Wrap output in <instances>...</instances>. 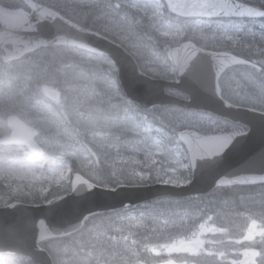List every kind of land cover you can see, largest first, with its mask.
<instances>
[{"label": "clouds", "instance_id": "obj_1", "mask_svg": "<svg viewBox=\"0 0 264 264\" xmlns=\"http://www.w3.org/2000/svg\"><path fill=\"white\" fill-rule=\"evenodd\" d=\"M25 2L30 9L25 13V20L34 16L37 24L47 21L54 25V32L50 38L6 40L5 44H11L13 51L4 47L0 57L11 58L20 51L21 44L25 51L40 46L70 47L73 51L88 48L97 56L89 58L87 67L76 61L71 65L61 64L53 69L48 80L36 87V94L59 117L63 129L54 127L48 120L29 118L10 110L0 114V192L6 194L8 206L51 203L67 191L85 192L106 187L109 183L185 187L192 182L197 162L219 156L237 136L245 135L240 124L211 113L185 109L176 103L141 107L122 91L117 63L107 52L87 43V35H96L118 47L136 73L149 81L180 84L182 78H193L195 66L203 73L195 82L221 101L225 108L264 116V0H119L103 5L102 17L94 15L91 19L88 13L66 5L63 0ZM33 39L35 43H30ZM101 65L107 66L106 72L98 76ZM68 67L78 71L69 74L65 71ZM48 83L57 88L62 105L48 101L40 93V88ZM97 83L102 85V92L97 95L123 104L128 117L126 124H113L104 130L72 119L78 115L79 108L93 107L82 104L79 93ZM163 92L174 101L191 102V95L181 90L166 87ZM14 117L27 123L29 132L26 136H15ZM46 134L64 135L68 143L58 141L53 149ZM209 142L220 144L221 149L209 154L206 147ZM57 155L60 159L53 163V157ZM259 155L264 156V149ZM101 157L107 166L100 164ZM116 159L123 163L115 165ZM156 159L165 161L166 168L156 171L152 167ZM235 186L259 193L262 198L258 217L257 210L252 208L245 207L238 212L244 221L239 225L241 240L249 234V222L255 225L259 238L264 240V169L221 176L210 194ZM173 199L176 198L159 197L157 202ZM191 199L186 197L179 202ZM126 209L127 205L121 211ZM185 215L188 221L171 222L187 225L186 230L172 235V244L203 243L199 238L205 232L225 234L229 231L214 223L211 210L193 208L191 214ZM88 220L89 216H84L65 233L72 235L86 229L81 231L82 236L86 235L91 232L85 224ZM41 223L46 233L43 236L39 233L38 241H54L58 229L49 228L43 220L39 221V226ZM169 223L165 220L158 226L166 228ZM6 245L11 246L10 251L5 252L9 258L0 260V264H43L39 257L41 252L48 264H144L145 258L148 264H222L215 259H203L202 253L194 259L165 256L167 243L144 245L143 255H138L128 245L124 246L126 251L102 255L94 246L77 238L65 245L38 242L30 252L17 255L18 247L27 248V242L17 235L0 233V249ZM149 246L159 248L160 255L152 257ZM254 264H264V244L259 247Z\"/></svg>", "mask_w": 264, "mask_h": 264}, {"label": "water", "instance_id": "obj_2", "mask_svg": "<svg viewBox=\"0 0 264 264\" xmlns=\"http://www.w3.org/2000/svg\"><path fill=\"white\" fill-rule=\"evenodd\" d=\"M23 1L26 4L25 0ZM25 13L20 9H9L0 5V46H3L0 47V52L4 47L13 51L12 45L5 44V41L14 37L50 38L53 34V24L47 21L37 24L34 16L26 21ZM85 39L94 48L107 52L117 63L122 91L141 107L176 103L185 109L211 113L226 121L240 124L247 130L245 135L237 136L219 156L197 162L192 182L185 187L162 184L118 186L114 189L96 187L85 192L70 191L51 203L13 204L0 207V233L17 235L27 242V248L18 247L17 255L30 252L38 242H42L38 241V234L41 233L40 220H43L49 228L58 229L55 237L60 238L67 236L65 230L71 229L73 224L78 223L86 215L115 211L124 208L125 205L130 207L159 196L185 197L206 194L214 189L215 181L221 176L236 171L259 172L264 169V156L259 155L261 149H264V116L241 109L225 108L221 101L214 95L203 91L195 82L197 78H202L201 70L194 66L193 78H182L180 84L169 85L162 81H149L136 73L129 59L115 45L96 35H87ZM30 43H35V40L33 39ZM36 48L39 47L25 51L21 44L19 45L20 51H16L15 55L7 60L0 57V60L7 63ZM78 50L97 55L88 48ZM166 87L189 93L191 102L174 101L171 97L164 95L163 90ZM12 127L17 138L26 136L29 132L28 125L18 117L13 118ZM10 248V245H6L0 249V254L10 251ZM242 255L256 257L258 251L245 249ZM39 257L43 264H48L43 252L39 254Z\"/></svg>", "mask_w": 264, "mask_h": 264}, {"label": "rangeland", "instance_id": "obj_3", "mask_svg": "<svg viewBox=\"0 0 264 264\" xmlns=\"http://www.w3.org/2000/svg\"><path fill=\"white\" fill-rule=\"evenodd\" d=\"M40 1L41 0H37V2ZM15 2L16 0H0L1 4ZM117 2H119V0H63V3H65L66 5L75 7L78 10L88 13L90 19L93 18L94 15L102 17V6L106 3L114 4ZM71 53L74 58L71 60V62H69L68 65H71L73 61H76L87 67L89 58L97 56L86 54L77 50L73 51L72 49ZM106 68V65H101L97 70V75L102 76L103 74H105ZM66 71L69 74H73L75 71H78V69L68 67ZM100 92H102V85L98 83L94 86H89L83 89L79 93L81 103L84 105H92L93 107L79 108L78 115L73 116L72 119H80L86 122L89 126L98 127L104 130H107L113 124H126L128 122V117L124 112L123 104L108 101L105 96L97 95V93ZM40 93L44 97H47L48 101L50 102L60 103L61 105L63 104L62 99L58 96L57 88L53 87L51 83L44 84L40 88ZM35 95H25L21 93L10 92L9 89L0 86V114H2L5 110H10L20 115L23 114L24 116H27L29 118L48 120L49 123L54 127L58 126L63 129L64 125L60 122V119L55 114V112L50 111L49 105L41 101L40 95H37L38 97H36ZM68 131L71 132V129H68ZM46 139L53 149L56 148L58 141L65 144L68 143L67 137L64 135L55 136L46 134ZM76 147H79V145H76ZM62 150L63 149H59V151ZM59 159L60 157L58 155L54 156L53 163L58 162ZM142 159L143 157H141V160ZM114 163L115 165L120 166L123 161L120 159H116ZM100 164L102 166H107L105 165L103 157H101L100 159ZM152 167L156 171H161L162 169L166 168V162L162 159H156L153 161ZM213 197L214 195L211 197L206 196V198H208L207 202L210 200V198ZM261 199V196H255L252 199V201H254L253 203L248 202L246 204H242V207L255 209L257 210L256 215H258ZM202 208L205 207L195 209L201 210ZM192 211L193 209H179L171 211L169 209L158 208V205L156 203H142L128 208L123 212L120 210L97 218L96 221H92L91 224L88 223L86 225L87 228H91V232H87L86 235L82 236L81 231H86V229L78 231L77 234L71 237L70 242L78 238L89 243L90 247L94 246L96 251L102 255H107V253L113 251H126V249L124 248L125 245H128L131 248L135 249L136 253L140 255L141 252L139 246L143 247L144 245L153 244L164 245L165 243H167L168 246L164 247L165 256L173 257V254H180V257H182L185 254L191 256V253H193L194 255L200 257L202 253L203 259H215L218 262L225 263L226 261L223 260V258H227L231 261L229 264L249 263V261H244L240 255L241 250L252 248V246L246 247L247 244H244L245 239L248 240V243H257L258 247L264 244V240H261L259 238V234L256 231L255 225L249 222L247 225L249 234L248 236L244 237L243 240H241L240 236H232L230 238H224L222 240L220 234L205 232L204 235L199 238L203 241V243L188 244L191 245L190 247H192L191 251L188 248L180 250V248L186 244H172L170 243V240L172 235H174L175 233L186 230L187 225H182L180 223L173 225L171 224V222L188 221V216H186L185 213L191 214ZM201 211H204V209H202ZM165 220L170 222L169 226H167L166 228L159 227L158 225ZM243 222L244 221H242L241 223ZM214 223L218 227H220L221 225L220 221H216ZM241 223H239L238 226ZM250 228H252L253 231H251ZM251 232H253V234ZM206 234H209L207 235L208 237L205 236ZM204 236L209 240L204 238ZM253 237L257 239L256 242L253 241L255 240L253 239ZM148 241L150 243H148ZM225 244L230 245V250L224 248V246H226ZM219 246L223 247L224 249L220 248ZM227 251H230L229 254H226L227 256L223 257L221 254L225 253L222 252ZM148 252L151 253V255H153L154 257H158L160 255V250L157 247L149 246Z\"/></svg>", "mask_w": 264, "mask_h": 264}, {"label": "trees", "instance_id": "obj_4", "mask_svg": "<svg viewBox=\"0 0 264 264\" xmlns=\"http://www.w3.org/2000/svg\"><path fill=\"white\" fill-rule=\"evenodd\" d=\"M36 1L37 0H33ZM41 2V1H40ZM6 7L11 8H23L27 10L26 6L23 4L21 0H16L15 3H7L3 4ZM74 58L71 53V49L69 48H53V47H43L34 49L21 58L14 60L10 63H2L0 62V86L9 89L10 92L14 93H21L25 95L36 94V87L42 81L48 80L53 75V69L59 67L61 64L68 65L69 62ZM67 68L65 69V71ZM67 72V71H66ZM53 87H55L52 84ZM24 92V93H23ZM38 97L37 95H35ZM23 115V114H22ZM144 185V184H141ZM117 185L114 183H109L108 186H100L104 188H114ZM128 186H138V185H128ZM67 191L66 193H68ZM212 193V192H210ZM208 195H199V196H191L192 199L189 202L181 203L179 202L180 199H173L169 202H157V198L152 199L147 203H156L158 208L160 209H169V210H179V209H193L197 208L200 209L201 207L204 211L211 210L214 214V222L220 221V227H224L229 231L225 234H220L221 239L230 238L232 236H239V226L238 224L243 221V219L238 215L239 211H242L244 208L242 204H246L248 202L253 203L252 199L255 196H260L259 193L250 192L247 188L243 186H235L230 188H223L217 194L214 195V199L210 198L212 201H208L206 196H213L212 194ZM186 198V197H185ZM248 198V199H247ZM7 196L3 192H0V207L7 205ZM183 199V198H182ZM42 202L37 203H28L32 204H40ZM201 209V210H202ZM108 214H102L97 216L89 217L88 221H85V224L92 223V221H96L97 218L106 216ZM258 217V215H256ZM95 219V220H94ZM251 231L252 228H250ZM253 234V232H251ZM206 234L205 236L208 237ZM74 235H69L63 238L42 241L41 243H59L61 245L69 244L71 237ZM204 236V238H206ZM147 237V236H145ZM208 239V238H206ZM209 240V239H208ZM226 240V239H225ZM257 239L253 240L256 242ZM229 241V240H227ZM148 243H150L148 241ZM247 244L246 247L252 246L259 249L257 243H248V240L245 239V243ZM225 249L230 250V245L225 244ZM220 248H223L219 246ZM141 246L140 255H143ZM223 248V249H224ZM226 251V250H225ZM230 251L222 252L225 254H221L223 257H226V254H229ZM152 257H154L152 255ZM173 257H178L173 255ZM9 257L6 255H0V260H6ZM179 258V257H178ZM195 257H191L190 259H194ZM207 260V259H205ZM225 263L222 264H229L231 261L230 259L223 258ZM229 260V261H228ZM255 260V259H254ZM254 260L249 261L248 264H254ZM144 264H148L147 258H145Z\"/></svg>", "mask_w": 264, "mask_h": 264}, {"label": "snow or ice", "instance_id": "obj_5", "mask_svg": "<svg viewBox=\"0 0 264 264\" xmlns=\"http://www.w3.org/2000/svg\"><path fill=\"white\" fill-rule=\"evenodd\" d=\"M184 139L185 140L188 139L187 135L184 136ZM225 139H227V138H225ZM206 147L209 149V154H214V152L216 150H220L221 149V145L220 144H218V143L214 144V143H211V142L206 144ZM54 175L59 176V173H54ZM40 229H41V234L43 236L46 233V228H45L43 223H41ZM253 255H255V254H253Z\"/></svg>", "mask_w": 264, "mask_h": 264}, {"label": "flooded vegetation", "instance_id": "obj_6", "mask_svg": "<svg viewBox=\"0 0 264 264\" xmlns=\"http://www.w3.org/2000/svg\"><path fill=\"white\" fill-rule=\"evenodd\" d=\"M250 260H252V259H246V261H250Z\"/></svg>", "mask_w": 264, "mask_h": 264}, {"label": "bare ground", "instance_id": "obj_7", "mask_svg": "<svg viewBox=\"0 0 264 264\" xmlns=\"http://www.w3.org/2000/svg\"><path fill=\"white\" fill-rule=\"evenodd\" d=\"M24 93V92H23ZM37 95V94H36ZM102 111V110H101ZM102 114V113H101Z\"/></svg>", "mask_w": 264, "mask_h": 264}]
</instances>
